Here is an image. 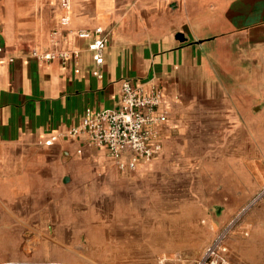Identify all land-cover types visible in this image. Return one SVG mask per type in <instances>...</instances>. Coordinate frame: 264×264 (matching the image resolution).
<instances>
[{
	"label": "crops",
	"instance_id": "obj_1",
	"mask_svg": "<svg viewBox=\"0 0 264 264\" xmlns=\"http://www.w3.org/2000/svg\"><path fill=\"white\" fill-rule=\"evenodd\" d=\"M98 28L108 37L100 66L89 50L96 36H78ZM57 50L79 57L64 65L33 55ZM123 80L163 90V148L171 144L180 154L197 147L191 177L154 173L170 207L231 211L249 199L248 115L264 108V0H71L69 11L61 0H0V211L16 225L39 228L40 236L48 227L55 241L89 237L61 222L58 196L76 190L75 179L87 188L88 173L78 165L115 163L85 135L68 134L88 108H117ZM255 162L258 176L263 162ZM119 173L126 174L107 175ZM196 259L180 251L148 264Z\"/></svg>",
	"mask_w": 264,
	"mask_h": 264
},
{
	"label": "rangeland",
	"instance_id": "obj_2",
	"mask_svg": "<svg viewBox=\"0 0 264 264\" xmlns=\"http://www.w3.org/2000/svg\"><path fill=\"white\" fill-rule=\"evenodd\" d=\"M248 119L251 196L239 209H205L202 203L188 202L177 211L159 193L160 180L154 173H165L167 180L176 174L191 177L195 163L189 161L198 157L197 147L176 154L170 144L137 171L117 177L107 175L117 172L115 165L89 162L78 165L88 173L87 188L81 186L83 180L75 179L76 190L58 196L61 222L71 221L78 233L88 231L89 237L79 234L71 242L55 241L48 227L40 236L39 228L18 226L9 212L0 211V264H148L156 255L180 251L196 259L231 223L234 227L227 239L231 264H264V108L249 113ZM180 155L186 156L187 163ZM259 160L263 168L256 176L250 164L255 166ZM195 174L197 181L199 174ZM196 197L203 201L202 196ZM226 215L230 218L222 223Z\"/></svg>",
	"mask_w": 264,
	"mask_h": 264
},
{
	"label": "built area",
	"instance_id": "obj_3",
	"mask_svg": "<svg viewBox=\"0 0 264 264\" xmlns=\"http://www.w3.org/2000/svg\"><path fill=\"white\" fill-rule=\"evenodd\" d=\"M61 7L69 11L71 0H61ZM61 23L67 26L69 17H63ZM93 35L96 37L90 43L89 50L95 63L100 66L105 60L107 35L102 28L78 34L80 38H90ZM33 55L43 61L60 60L64 65L79 57L77 52L65 50L49 53L34 51ZM75 73H79V70L76 69ZM168 121L165 97L161 88L152 86L148 89L123 80L118 107L108 110L88 108L79 126L69 131L68 135L71 137L85 135L91 145L107 151L119 171L134 172L141 164L149 163L161 155L163 151L161 129ZM55 139L52 137L45 145L50 146ZM233 227L234 224L231 223L217 233L193 264H231L227 239Z\"/></svg>",
	"mask_w": 264,
	"mask_h": 264
}]
</instances>
